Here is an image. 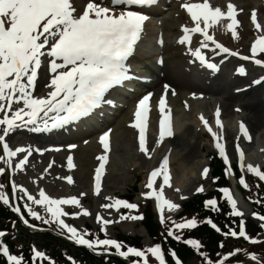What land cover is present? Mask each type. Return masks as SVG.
Wrapping results in <instances>:
<instances>
[{"label":"snow or ice","instance_id":"snow-or-ice-1","mask_svg":"<svg viewBox=\"0 0 264 264\" xmlns=\"http://www.w3.org/2000/svg\"><path fill=\"white\" fill-rule=\"evenodd\" d=\"M155 3L156 0H109V3L105 4L103 0H87L81 13L78 12L75 6V0H0V149H2L0 161L8 169L13 170V159L20 153H26L14 165L13 175L15 171L24 170L33 150L22 146H18L13 150L7 142L6 138L8 136L17 130L28 128L37 132L47 131L50 128H57L70 121L86 117L92 110L101 105L106 93L134 78L129 75L130 69L126 61L133 54L135 46L141 39L143 25L148 17L131 9L150 6ZM181 7L186 10L195 27L183 28L184 35L178 42L189 44L193 33L202 36L200 47L191 52V55L199 60L202 65L212 71L217 70V65L208 63L201 52V49H207L211 44L214 46L212 48L213 52L219 50L217 54L238 56L239 59L246 61L251 59L255 65L264 67V62L255 59L258 53H264V34L257 35L252 43L251 57L240 56L238 52L230 51L209 34V29L219 25L230 32L233 39L238 38V12L234 5L229 3L226 12L220 7H212L209 0L191 4L185 3ZM118 8L121 10L117 12ZM251 21L255 30L260 33L262 26L255 11L251 15ZM201 23L203 27H201ZM45 64H47V71L51 77L50 82L46 85L49 91L46 95L38 97L34 95V91L40 70L45 67ZM238 73L244 75L245 69L243 67L239 68ZM260 82L259 80L254 81V83ZM168 87V85H165V95L160 98L158 104L160 118L157 147L166 138L173 135L171 113L166 104ZM151 95L149 93L139 100L135 110V122L131 125L139 132L140 152L149 156V158L150 153L146 146V130ZM220 115V109L218 108L215 113L216 126L222 130ZM200 120L204 128L213 137L215 148L218 150L220 157L224 159L226 165H229L225 144L221 142L223 132L221 131L218 134L213 131L209 126V122L203 116L200 117ZM240 137H243L245 141L251 139L243 122L239 125L237 141ZM99 142L103 146L105 154H107L110 150L109 134L102 135ZM236 152L241 171L243 172L246 168L248 173L264 181V172L258 167L251 164L244 165V153L239 143L236 144ZM97 159L101 161L95 175L96 194H99L101 176L107 162V155L100 156ZM73 167L72 157H69L68 168L72 169ZM231 171L229 166L226 169V175ZM208 172L209 170L205 168L202 175L206 178ZM4 173L5 168L0 167V175ZM158 177L162 179V183L158 185L159 190L157 191L154 189V184H156ZM66 179L69 184L72 183L71 177ZM239 182L247 188L243 176H241ZM166 186H171L167 156L162 159L159 167L150 173L146 187L152 189V191L144 194L146 198L155 199L157 210L161 212V223L164 222L162 213L165 207L169 211H174L179 207V205L164 198ZM11 187L12 201L26 197V201L30 203L26 202L24 207L32 218L40 220L44 224L54 223L58 230L61 232L66 231L68 238L77 245L85 246L93 251L98 248H103L105 251L112 248L122 258H139L133 260L132 264H148L146 253H150L157 264H165V256L160 244L144 250L128 247L126 251H122L123 245L115 240H89L86 238L89 233L86 231L83 233L78 232L75 227L66 224L62 217L68 214L62 210L61 206H79L77 198L53 199L41 189L39 199H36L25 188L16 185L14 182ZM3 188L4 186L0 184V203L7 206L10 204V199ZM203 190L202 186L197 189L198 192ZM220 191L231 207L230 215L242 217L243 213L237 209L236 201L230 190L224 188ZM17 192L21 193L22 196H18ZM30 205L41 206L45 211V215L42 216L33 211ZM209 206L212 211H219L215 199L205 202V207L209 208ZM104 207H115L117 210L121 207L136 209L137 205L117 199L113 204L104 205ZM11 210L18 214L21 211L19 207L14 206ZM83 215H89V213L84 211ZM253 216L264 221V216L255 213ZM129 218L133 220L142 219L141 216L122 217V219ZM97 221L101 222L102 218L97 216ZM24 222L27 223V221ZM206 222L211 224L217 232L220 231L211 220ZM108 223H111V221H102V231L103 225ZM197 223V219L192 218L181 223L173 222V225L175 229L181 230L193 229L197 227ZM261 227L264 228V223L261 224ZM4 236L5 233L0 231V238ZM168 236L180 240V236L176 235L172 229L168 230ZM225 236L243 238L252 244L260 242L251 239L247 235L243 220L240 222L238 233L229 229ZM184 243L196 250L201 247L200 243L193 239H188ZM221 247H223V244H221ZM32 251V264H36L37 260L47 259L44 253L35 249ZM240 251V249H235L232 253L220 258L216 264H225V261ZM170 255L173 257L175 264H181L174 252H170ZM248 255L251 260L259 264V259L255 254ZM0 256L6 258L7 264H24L22 256L11 254L10 249L3 244H0ZM204 259L206 264H213L207 257H204Z\"/></svg>","mask_w":264,"mask_h":264},{"label":"rangeland","instance_id":"rangeland-1","mask_svg":"<svg viewBox=\"0 0 264 264\" xmlns=\"http://www.w3.org/2000/svg\"><path fill=\"white\" fill-rule=\"evenodd\" d=\"M84 0H75V6L77 7L78 12L82 13L81 8L84 7L83 4ZM86 2V0H85ZM181 2V3H179ZM196 2H202V0H173V10L166 9L164 12H161L158 16H148L146 14L148 19L146 21H149L150 24H152L151 27H147L148 31L152 34L151 37H146V40H149L151 43V51L154 54H157V58L153 60V68L155 72H152L150 69H148V66L143 67L140 65L139 62H129L127 65L132 67L135 72L131 75L134 78H143L145 81H153L157 77V70L160 72L162 71V66L166 62L174 64H179L181 68L186 72V74L189 76L190 80L194 82L197 86L201 88H209L212 91L210 95H200L195 94V92L186 91L185 89H182L178 94H173L171 96L167 95V99H170V101H167V107L170 109L171 113V119L172 122V130L179 133L180 130H183L186 127H190V125L196 126L193 128L192 135L188 138V142H192L196 144L197 148H200L203 151V155L199 162V164H195L197 160L200 159L201 154H199L200 157H197L198 153L195 152V161L193 160L190 164L192 167H196V174L194 176H191L189 178H185L182 181V190L179 191L176 194H167L164 193V197L167 198L172 203H175L179 205L178 209L174 211H169L166 207L163 210V217L164 222L161 223V212L157 210L156 201L154 198H146L144 194L149 193L152 191V189H148L146 187V184L148 182L149 173L147 170L156 169V167H153L151 164L148 168V166H142L140 162H138L137 157L140 152L139 150V139L137 146L132 147L131 145L122 144L123 138L125 136V132L114 134V136L109 139V151L107 154L104 152V148H101L103 150L99 149V144L96 143V145L93 144V146L90 148L92 153H94L97 157H100L102 155H107V162L105 163V167L103 169V174L101 176V182H100V190L99 194H96L95 189V175H96V169L99 167L100 163H98L94 159L89 164V168L84 172L86 176L83 178V182H79L76 178V174L80 171L82 165L77 160L76 156H71L72 149L76 148H82L83 146L92 144L91 138L93 135L98 134V132H94L93 134H86L89 136H77L76 133L71 134L69 139L63 140L60 143H46V142H40L41 140L38 139L33 140L30 138L29 134L32 132L31 128L24 129L25 131L19 132L18 130L15 131L13 134L7 137L8 143L10 147L14 150L18 146L26 147L28 148V145L33 148V150L39 149L40 146L43 148L45 147L46 150L50 151V156L48 158H45L42 161H33L29 157L28 164L25 166V170L23 171H15V174H12V171L14 170V165L19 162L20 159L23 158V156L26 153H20L13 159V170H10L7 168L6 165L2 161H0V167L5 168V173L3 175H0V184L4 186L3 191L8 195L10 199L9 205H4L3 203H0V207H9L12 209V207H19L25 216H28L29 220L35 222L36 224L40 225V227H43L45 229H50L55 234L68 238L67 232H61L57 229L56 225L54 223L50 224H44L40 220L32 218L28 212L25 209V203L26 197L22 199H18L16 201H12V183L14 182L18 186H22L25 188L29 194H31L34 198L39 199V191L42 189L45 191L46 195H48L50 198L53 199H61V198H72L75 197L79 200V206H73V205H62L61 208L63 211H65L68 215L62 217V219L65 221L66 224L69 226L75 227L78 232H87L89 235L86 236L89 240H95L96 233H100L104 239H120V237H136L140 240V244L143 246V249H147L149 247H153L157 245L156 243L150 242L148 239L146 233H144L143 228L140 226V220H133V219H122V217H132V216H141L143 213V209L147 206L148 210L151 212L152 216L154 217V220L158 223V225L161 228L167 227L168 230L172 229L176 235L180 236V240L173 239L171 237L172 241H186L188 239H192L191 237H186L188 230L191 229H175L173 222L175 223H181L187 220H191L192 218H196L197 220L199 217L195 216L194 213L189 214H183L180 219H177V215L181 212L180 206L183 204L186 200H190L196 195H201L207 197V200L214 199V188L212 186V183L214 180L211 178V176L208 175L205 178L202 173L205 168L209 170V168L214 165L213 159L214 157L218 158L222 168L224 169V173L226 174V169L230 166L232 168L233 166L237 168L238 173V181H234L232 179V174H227L228 178V188L230 190L231 195L233 196L234 200L237 204V209L243 213V216L240 217L243 220L247 221L248 228H246L247 235L254 240L260 241L259 243L252 244L246 241L243 238H233V237H224L222 238L223 247H221V244L218 248V255L216 257L222 258L223 256L232 253L235 249H240L241 251L233 256H231L227 261H225V264H243V263H249L248 260L254 262V264H257L256 261H253L249 258L248 254H255L259 259V264H264V228L261 227V224L264 223V221H261L259 219L254 218L251 211L250 206V195H248V192H253L254 190H250L249 186H252L253 188H257V190L263 189L262 183L264 181H261L257 176L250 174L247 172L246 168L242 172L241 168L239 167V158L236 152V142L230 145V141L227 140L226 137V130H232L236 134L239 135V131L237 129L236 123L234 121L238 119L240 121V117L244 115L243 112L239 109V103L234 99L232 102L228 103L230 108V113L227 117H224L222 121V130L218 129L216 126V116L215 113L217 109L220 107L219 104H221V100L223 95L228 94L230 92H236L239 91L240 84L237 82L234 83L236 79L241 80L242 78H237L235 75V66L238 65V63L230 56H226V58L221 61L217 58H213L211 61H208L205 57V51L209 50L213 47V45L210 44L209 48L207 49H201L202 55H204L205 60L208 63H215L219 69L216 71L208 70L205 65H202L199 60L194 59V57L191 55V52L200 47V41L203 39L202 37H197L195 39V34H191V41L189 44H181L178 41L182 38L184 35L182 29L187 28H193L195 27V24L190 19V16L187 14L186 10L183 9L181 6L185 3L191 4ZM177 3V4H176ZM210 5L212 4V7H220L223 11H227V5L231 3L235 6V9L237 12L241 15L242 19L239 21V27L237 28L238 38L233 39L230 32H227L225 28H222V30L217 29H210V33L212 31V36L217 42H220L222 45L227 47L230 51H238L240 55L247 56V52H249L248 44L253 40L254 32L249 35L246 30L242 29L243 26H251L252 29H254V25L251 21V15L253 11L257 13V18L259 23L262 26V32L260 34H264V9L263 11L257 10L259 6L264 5V0H249L248 2L245 1H239V0H209ZM180 5V6H179ZM244 11L242 12L241 10ZM121 10L118 9L117 12ZM174 11V12H173ZM169 19V23L165 24L163 22V19ZM192 23H191V22ZM189 22V23H188ZM225 24L227 22H224ZM243 25V26H242ZM152 28V29H150ZM145 29V26H143V30ZM146 32V30H145ZM153 36V37H152ZM255 38V37H254ZM203 50V51H202ZM212 51V49H211ZM245 51V52H244ZM180 55H186V60L180 62L179 59H175L176 56ZM258 60L264 62V53H258ZM213 57V55H212ZM229 58V59H228ZM148 65H150V60H146ZM181 64H180V63ZM146 63V65H147ZM207 68V69H206ZM187 70V71H185ZM151 71V72H150ZM159 72V73H160ZM189 73V74H188ZM245 73L250 82L258 81V79L262 78L261 82L258 84L259 89L258 93L261 94V98H263V104H264V96L262 95L264 93V67L259 68H253L252 66L247 65L245 67ZM48 71H47V64H45V67L40 70L39 73V80L42 81L41 76L47 77L45 81H48L46 83L41 82L40 90L37 92L35 91V96H42L44 90L49 89L46 87V85L50 82L48 79ZM201 77V78H200ZM205 77V78H204ZM197 78V79H196ZM51 79V77H50ZM194 80V81H193ZM202 82H201V81ZM205 80V81H204ZM204 85H203V84ZM43 84V85H42ZM212 84V85H211ZM124 88L122 89V92L124 95H127L125 97L121 98H115L112 103H110V109L107 110L105 114L100 118L103 122L105 120L108 121L109 127L112 126V123L116 120L121 114H123V111L125 109H129L131 111L136 110V107L132 105L133 100L140 92L144 91V85L142 86L140 83H138L137 79H131L127 81L126 83H123L122 85ZM203 86V87H202ZM220 87V88H219ZM242 87V86H241ZM214 89V90H213ZM218 91V92H217ZM139 92V93H138ZM191 92V93H190ZM137 93V94H136ZM219 93V94H218ZM176 102H179V105H177ZM231 104V105H230ZM239 109V111H237ZM187 113V114H186ZM190 114V115H189ZM192 115H197L198 121L196 122V118L192 117ZM203 116L208 122L209 126L213 129V131H216L218 134L222 131L223 132V140L222 143L225 144V151L226 155L229 159V165H226L224 162V159L220 157L218 150L215 148V141L213 140V137L211 134L204 128L200 117ZM212 117V118H211ZM261 129L258 131H255L250 135L254 139V144L252 145V148L250 151L245 154L243 163L245 166L251 164L254 167H258L262 172H264V140L259 139V135L261 133H264V113L262 112L261 115ZM222 117H220L221 119ZM210 121H209V120ZM98 123L99 121L96 120ZM245 125V124H244ZM159 126V125H158ZM175 126V127H174ZM183 128V129H182ZM227 128V129H226ZM178 129H180L178 131ZM31 130V131H30ZM37 132V131H36ZM41 132V131H40ZM153 136L155 135V132L148 130ZM24 135H23V134ZM29 133V134H28ZM201 133L204 135L201 136ZM26 135V136H25ZM124 135V136H123ZM151 135V136H152ZM264 136V135H263ZM82 137V138H80ZM264 139V138H263ZM154 139H151V137L147 138V148L148 145H150L153 142ZM10 141V142H9ZM16 141V142H15ZM157 142V141H156ZM156 142L154 145L148 150L150 151V154L152 150L154 149ZM74 146V147H70ZM240 148L241 143H239ZM170 147V144L167 146ZM232 148V151L235 152L236 155L229 156L228 150ZM71 149V151H70ZM254 149V150H252ZM197 150V149H196ZM195 150V151H196ZM2 149H0V152ZM70 152V154H69ZM67 153V154H66ZM153 154V153H152ZM2 155V152L0 153ZM143 155H145L143 153ZM252 156L250 159L246 158L247 156ZM151 156V155H150ZM58 158V161H62L63 163L67 165L65 168V164L63 163L60 165L65 168V170H69L68 173L65 172H58L53 169L51 166L52 164V158ZM69 157H72V163L74 167L72 169L68 168V162L67 159ZM50 158V159H49ZM66 159V160H65ZM217 159V160H218ZM46 160V161H45ZM150 160L149 156L146 157V162ZM207 160V162H206ZM59 161V162H60ZM202 162V163H201ZM204 162V164H203ZM96 165V166H95ZM197 165V166H196ZM137 168H140V171H143L145 174H142V172L135 171ZM194 167V168H195ZM151 170V171H153ZM134 172V173H133ZM138 173V174H137ZM117 174V175H116ZM116 176L120 180L124 181L123 183L119 180L116 182H111L110 177ZM241 176L244 177L245 182L247 184V188L243 187L240 184V178ZM67 177H71L72 183L69 184L67 182ZM173 177V175H172ZM86 180V181H85ZM255 185V186H254ZM203 187L202 192H198L197 189L200 187ZM157 189L159 188L158 185L156 186ZM132 188L135 189V194H132L131 201L129 203L137 205L136 209H127V208H119L117 210L115 207H104V205H111L114 203L115 200L119 199L122 200V198L128 197L131 193ZM83 194V195H82ZM18 196H22L21 193L17 192ZM221 196H223V193L221 192ZM183 197V199H182ZM224 198V197H223ZM225 199V198H224ZM177 200H180L177 202ZM226 200V199H225ZM203 202V205L205 206V202ZM177 202V203H176ZM30 203V202H27ZM33 209V211H36L40 215L44 216L45 211L41 206L38 205H30ZM228 207L231 211V207L228 204ZM87 211L89 215H83V212ZM16 213V212H15ZM252 213V214H251ZM251 216L249 217V215ZM18 215V213H17ZM258 215V214H257ZM97 216L102 218V221H111V223L104 224L103 225V231L102 229V221H97ZM166 225V226H164ZM164 226V227H163ZM255 228H261V233H256ZM5 233V232H4ZM10 233L11 238H14L16 236L15 230L12 229V232ZM8 233H5V236L8 235ZM69 239V238H68ZM239 241H242L243 243L239 245ZM0 244H3L1 238H0ZM232 247L228 248V247ZM85 247V246H83ZM19 248V244H14V249ZM87 248V247H86ZM112 251H102L105 255H112L114 257H117L118 259L122 260L124 264H132L133 261L125 258L120 257L115 253V249L110 248ZM231 249V250H229ZM193 250V249H192ZM196 250V249H195ZM193 250L194 256L189 259L185 264H206V261L204 257H207L208 260L212 261L213 264H216L218 262V258L215 260L209 259V255L205 253L203 250ZM146 258L148 260V264H157V261L151 257L150 253H146ZM247 260V261H246ZM38 264H40V260H38ZM50 264H53L50 262Z\"/></svg>","mask_w":264,"mask_h":264},{"label":"bare ground","instance_id":"bare-ground-1","mask_svg":"<svg viewBox=\"0 0 264 264\" xmlns=\"http://www.w3.org/2000/svg\"><path fill=\"white\" fill-rule=\"evenodd\" d=\"M103 1H106V0H103ZM241 1L248 2V4H249V0H241ZM82 2H83V4H86L87 0H86V2H85V0L82 1ZM179 3H181V2H179ZM173 5H174L173 1L172 2L169 1V2L166 3V5H165L163 10H166V9L173 10V8H174ZM211 6H212V4H211ZM263 9H264L263 5L259 6L257 8L258 11L259 10L263 11ZM161 10H162V8H161ZM161 10L159 9L157 11L158 12L157 14L161 13ZM241 11L243 12L244 9L241 10ZM237 18L240 21L242 19L241 15L239 13L237 15ZM169 21L170 20L168 18L167 19L166 18L163 19V22H165V24L169 23ZM148 26L151 27L152 24H148ZM216 27H217V29L222 30L219 25L216 26ZM242 29H247L246 31L248 33H246V34H249V35H251L253 33V31H255L254 34H253L255 38L253 37V40L247 45L248 48H249V51H250L252 43L255 41L257 35H259L262 31L260 33H258L255 30V28L252 29L251 26H248V25L247 26H243ZM211 33H212V31H211ZM250 54H251V51H250ZM247 55H249V52H247ZM257 56H259V55H257ZM186 57H187L186 55H180V56L177 55L175 57V59H179V61L182 62L183 60L184 61L186 60L185 59ZM162 67L163 68H162V71L160 73L156 72L157 73L156 74L157 75V79L156 80L150 81V82H147V83L146 82L142 83V86L144 85V91L140 92L138 94V96H136L134 98L133 103H132V105H134V107H136L140 99H142L145 95H147L149 93L152 94L151 98H150V101H149L150 111L148 113V119H147L146 138L151 137V139H154V140H153V142L150 145H148L149 149L154 145V143L159 138L158 125H159L160 116H159L158 104H159L160 98L163 95H165V85L169 86L168 90H167V94H166V99H167V95L171 96L173 94H178V92H180L182 89H185L186 91H191V92L193 91V92L198 93V94L201 93L202 95H205V96L210 95V93H211V96H212V93L215 91L213 89L214 91L211 92V90L208 87L204 88L202 86L203 88H201V87L196 85L197 83L194 84V82H192V80H190V78H189L190 75L188 76L186 74V72H184V70L181 68V66L179 64L172 65L171 63L167 64L165 62ZM151 71L153 72V70H151ZM185 71H187V70H185ZM48 76H49V74H48ZM46 78L47 77L41 76V79H42V81L44 83L48 82V81H45ZM39 79L36 82V87H35V91L36 92L38 90H40V88H41L39 86L41 85L40 83L42 81H40ZM48 79H49V77H48ZM249 81H251V80L247 79L246 77L241 79V80L236 79L234 81V83L237 82L238 84H240L242 86V88L240 86L241 89L239 91L230 92L228 94L223 95L222 100H221V104H219L218 107H220V113H221L220 117H222L221 120H223V118L227 117L229 115V113H230V108H229L228 103H230L234 99H236V101H238V103H239V109H240L241 112L244 113V115H242L240 117V121L238 119H236L234 121V123H236L237 128H239L240 123L243 122V124H245L249 134L252 135V133H254L255 131H258V130L261 129L262 125H261V117H260V115H261L262 112L264 113V104H263V98H261V94L258 93L259 85L258 84H253V83L251 84V83H249ZM35 91H34V94H35ZM47 92H48V90H44L42 96L46 95ZM262 95L264 96V93ZM176 103H177V105H179V102H176ZM168 108L169 107H167V109ZM119 117H120V115L117 118H115L116 120L112 123V126H110V127H109V125H107L108 121H105L104 125L101 126L102 127L100 129L101 132L98 133V134L93 135V137L91 138V143L92 144L83 146L82 148H79V149L74 148V149H72V151L70 149L71 154L72 153L73 154L71 155L70 152H69V154L71 156L75 155L77 160L79 161V163L82 165L80 171L75 175L79 182H81V181L83 182L84 181L83 178H85L84 176H86L84 172L89 168V166H90L89 164L92 161H94V159L98 158L94 153H92L90 148L93 146V144L96 145V143H97V144H99V149L103 150V149H101V148H103V146L100 144L99 141H100V137L102 135H104L105 133H108L109 134V139H111L114 136V134L121 133V132L124 131L125 132V136L123 135L124 137H122L123 138V140H121L122 144L131 145L134 148H135V146H137L138 139H139V132H138L137 129L131 127V125L135 122V110L131 111V110H129L127 108V109H125L123 111V114H121V119ZM192 117L196 118V122L198 121L197 115H192ZM195 127L196 126L190 125V127H186L184 129L182 128L183 130L178 129V131L180 130L179 133L176 131V128H175V131L172 130L173 135L171 137L166 138L161 143V145L159 147H157L155 145L154 149L152 150V152L150 154L151 155L150 156V160L149 161L147 160L148 162H146V157L147 156L143 155V153L139 154L138 157H137L138 162H140L143 167L144 166H146V167L148 166V168H149V166L151 164H153L152 165L153 167L158 168L160 163H161V161H162V159L165 156L168 157V159H169L170 185L171 186L170 187L166 186L165 189H164V193H167L168 195L169 194H173V193L176 194L179 191H181L182 190V185H183L182 184L183 179L189 178L191 176H194L196 174V172H198L196 170V167L195 166H194L195 168L192 167L190 163L195 159L194 158L195 154H196L195 152L198 153L197 157H200L199 154H201L200 159L197 160V162H195V164H199L201 158H203L202 155L204 153H203V151L200 148L196 147L195 143L188 142V140L190 139L189 137L192 135V132L194 130L193 128H195ZM148 130L155 132V135L153 136L150 132H148ZM237 130L239 131V129H237ZM18 131L19 132L20 131L24 132L25 130L21 129V130H18ZM37 135H32L30 138L35 140L34 137H37ZM263 135H264V133H261L259 135V139L264 140L263 139L264 138ZM203 136L204 135L201 133L200 137H203ZM226 137H227V140L230 141V145H232L235 142L236 143H241V147H243L242 151L244 153V156H246L245 154H247V152L250 151V149L252 148V145L254 144V139H253L252 136H251L250 141H245V139L243 137H240L239 141H237L238 134H236L232 130H228V129L226 130ZM114 138L116 139L115 136H114ZM46 140H48V139L46 138ZM7 141H8V139H7ZM168 144H170L169 148L167 147ZM28 148H31L33 150V148L31 146H29V145H28ZM252 150H254V149H252ZM227 152H228L229 156H231V157L236 155L235 152L232 151V148H230ZM149 153H150V151H149ZM50 155H51L50 151L46 150L45 147L43 148L42 146H40L39 149H36V150L32 151V155L30 156V158L34 162L38 161V160L42 161L45 158H48ZM251 157L252 156L249 155L246 158L250 159ZM52 160L53 161H52L51 166L53 167V169L55 171H58V172L61 171V172L68 173L69 170H65V168L67 167V165H66L67 163L66 164H65V162L63 163L62 162L63 160L62 161L59 160L60 161L59 162L57 157L56 158L55 157L52 158ZM96 161L98 163H100L98 159ZM67 162H68V159H67ZM206 162H207V160H206ZM62 163H63V165L65 164L64 165L65 168L60 166ZM203 164H204V162H203ZM91 165H92V163H91ZM151 170H153V169H151ZM151 170H149V171L147 170V172L149 173V176H150V173L152 172ZM135 171L142 172V174H145L143 171H140V168H137V167H136ZM172 175H173V177H172ZM119 180L120 179L117 178L116 176H111L109 181L116 182V181H119ZM120 181L122 183L124 182L122 180H120ZM160 183H162V179L160 177H158L157 181H156V184H154V189L155 190H157V191L159 190V188L157 189L156 186L159 185ZM165 199H167V198H165ZM178 201H180V200H177V202ZM251 214L249 215V217L251 216ZM251 218H253V217L251 216Z\"/></svg>","mask_w":264,"mask_h":264},{"label":"trees","instance_id":"trees-1","mask_svg":"<svg viewBox=\"0 0 264 264\" xmlns=\"http://www.w3.org/2000/svg\"><path fill=\"white\" fill-rule=\"evenodd\" d=\"M215 163L212 165L211 175L213 176L215 182L214 186V199L217 201V207L219 211H212L209 208H206L203 205V200L205 197H193L190 200L185 201L181 204V212L177 215V219H180L183 214L189 212V214L194 213L195 216L199 217L197 220V227L188 230L186 237H191L193 240H196L200 243V250H203L209 256V259L215 260L220 257H216L218 255V248L221 244V240L225 236V233L229 231V229L239 232V225L242 218L237 216L230 215L231 211L227 206V202L220 197L219 190L222 187H226V176L223 173L222 165L218 162L217 159H213ZM232 174L238 175L236 169L233 167ZM264 185V182L262 183ZM255 186V185H254ZM250 190H254L253 192H248L250 195V206L252 211L260 216H264V186L263 189L257 190V188H253L249 186ZM135 191L134 188H132ZM126 197L127 200L130 199L131 194ZM259 201V202H257ZM24 221H27L26 224L32 226L23 227L21 226L16 217H14L10 211L0 207V230L11 231L14 227L17 229V238L11 239L10 236L5 238V246L10 249V253L17 256H22L24 260V264H32V253H31V245L35 247L39 252H43L47 259H44L42 264H124L122 260H119L116 257H103L102 254L98 253V255L92 254L90 251L73 247L67 242L63 241L61 238L52 234V231H48L46 229H41L40 225L29 222L27 216L23 215ZM142 219H140V225L143 228L144 232L147 234L149 240L154 244H160L162 247V252L165 256V264H175L173 257L170 255V252H174L176 254V258L180 260L181 264H185L189 259H191L195 254L190 245H187L183 241H172L171 237L168 236V228H161L157 222H155L154 217L151 212L148 210L147 206L143 209V213L141 215ZM211 220L213 224H215L220 231L217 232L211 224L206 221ZM245 224V229L248 228L247 221L243 220ZM166 226V225H164ZM163 226V227H164ZM30 228V229H29ZM255 232L261 233V228H255ZM97 238H101L99 233H96ZM121 243L133 246L137 249H142V246L139 243V239L136 237H120L119 239ZM19 243L21 245L20 249H14V244ZM224 242H222L223 244ZM243 242L239 241V245ZM231 248L232 247H228ZM193 249V250H192ZM229 249V250H231ZM196 251V250H195ZM136 259V258H135ZM247 261V260H246ZM250 264H254V262L248 260ZM0 264H6L3 258L0 256ZM37 264V261H36ZM238 264V263H233ZM246 264V263H243Z\"/></svg>","mask_w":264,"mask_h":264}]
</instances>
